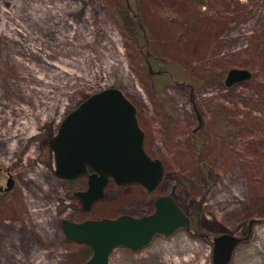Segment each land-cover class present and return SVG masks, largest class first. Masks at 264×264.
Returning <instances> with one entry per match:
<instances>
[{
    "label": "rangeland",
    "instance_id": "obj_1",
    "mask_svg": "<svg viewBox=\"0 0 264 264\" xmlns=\"http://www.w3.org/2000/svg\"><path fill=\"white\" fill-rule=\"evenodd\" d=\"M136 1L143 42L126 0H0V185L14 179L0 194V264H85L92 250L64 237L63 219L149 214L165 194L190 227L116 247L109 264H211L223 233L241 239L228 264H264V0ZM231 68L250 77L226 86ZM108 87L135 105L164 176L153 194L110 184L84 211L72 193L86 180L55 177L48 141Z\"/></svg>",
    "mask_w": 264,
    "mask_h": 264
},
{
    "label": "water",
    "instance_id": "obj_2",
    "mask_svg": "<svg viewBox=\"0 0 264 264\" xmlns=\"http://www.w3.org/2000/svg\"><path fill=\"white\" fill-rule=\"evenodd\" d=\"M249 77L247 69L231 68L224 84L231 86ZM143 141L135 105L118 88L101 89L67 112L49 139L54 175L62 180L87 177L86 188L73 193L84 211L103 198L110 184L137 185L153 194L162 182L164 166L147 153ZM12 182L8 176L6 190ZM153 204V212L140 216L121 214L81 222L63 219L61 230L67 240L91 248L85 264H109L116 247L137 251L155 235L169 236L190 227L191 218L173 196L159 195ZM240 240L229 233L214 236L211 264H228Z\"/></svg>",
    "mask_w": 264,
    "mask_h": 264
},
{
    "label": "trees",
    "instance_id": "obj_3",
    "mask_svg": "<svg viewBox=\"0 0 264 264\" xmlns=\"http://www.w3.org/2000/svg\"><path fill=\"white\" fill-rule=\"evenodd\" d=\"M127 1V4H128V11H129V19L130 21L134 24L135 28H136V32L138 33V42H140V37L142 39V42L145 41L146 37H145V33H144V28L142 27L141 25V22H140V17L137 13V1L136 0H126ZM144 61H145V64L148 65V68L150 69L151 66H149V61L148 59L144 57ZM162 73V71H160ZM188 87H189V90L191 92H189L191 94V106H192V110H193V113L195 114L196 116V119H197V125L201 126L203 124V119H202V115L195 103V97L193 95V91L194 89L196 88L193 83H188ZM193 135V134H192ZM192 141L194 143L195 142V139L192 137Z\"/></svg>",
    "mask_w": 264,
    "mask_h": 264
},
{
    "label": "flooded vegetation",
    "instance_id": "obj_4",
    "mask_svg": "<svg viewBox=\"0 0 264 264\" xmlns=\"http://www.w3.org/2000/svg\"><path fill=\"white\" fill-rule=\"evenodd\" d=\"M139 122V121H138ZM140 128H141V126H140ZM142 129V128H141ZM143 131V130H142ZM144 133V132H143ZM144 140H145V137H144ZM143 147H144V141H143ZM145 149V148H144ZM0 172H1V170H0ZM8 176H10V175H7L6 177H5V186H2V185H0V194L1 193H5V192H8L11 188H12V186H13V184H14V179H13V177H12V179H13V182H12V186H11V188L10 189H8V190H6L5 189V187H6V180H7V178H8ZM2 177V176H1ZM79 178H84L85 180L87 179V177L86 176H82V177H79ZM70 181H73V180H70ZM86 188V187H85ZM84 188V189H85ZM142 188V187H141ZM83 189V190H84ZM143 189V188H142ZM144 190V189H143ZM75 192V191H74ZM73 192V193H74ZM73 193H72V196H73ZM159 196V195H158ZM74 197V196H73ZM157 198V196L153 199V203H154V200ZM96 203V202H95ZM94 203V204H95ZM94 204H92V206L94 205ZM91 206V207H92ZM153 206H154V204H153ZM81 207H82V205H81ZM83 210V209H82ZM154 210V209H153ZM153 212V211H152ZM84 221V220H83ZM76 222V221H75ZM81 222V221H80ZM213 239V238H212Z\"/></svg>",
    "mask_w": 264,
    "mask_h": 264
}]
</instances>
